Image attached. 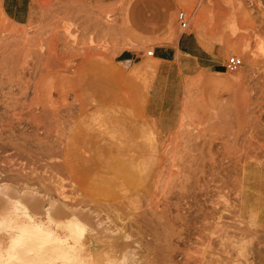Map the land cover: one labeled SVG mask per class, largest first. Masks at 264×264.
<instances>
[{"label": "rangeland", "instance_id": "obj_1", "mask_svg": "<svg viewBox=\"0 0 264 264\" xmlns=\"http://www.w3.org/2000/svg\"><path fill=\"white\" fill-rule=\"evenodd\" d=\"M35 2L17 25L0 0V169L52 166L49 196L91 211L118 261L125 243L137 264H264V0H159L145 26L139 0L123 20L92 0ZM181 35L242 67L146 55Z\"/></svg>", "mask_w": 264, "mask_h": 264}, {"label": "bare ground", "instance_id": "obj_2", "mask_svg": "<svg viewBox=\"0 0 264 264\" xmlns=\"http://www.w3.org/2000/svg\"><path fill=\"white\" fill-rule=\"evenodd\" d=\"M37 145L36 147H39L40 144ZM29 164L37 166V164H40V160L30 158L25 166ZM5 165L7 166V164ZM38 168L42 172L44 171V175H47L46 179L44 176H38L34 170H31L30 173H19L17 176H11L8 171L10 169H7V167H4L3 170L0 169V264H21V262H25V264H65L66 256L73 259L74 264H79V262H82V264H124L127 261L130 264H137L133 259L134 256H132L135 250L125 243L121 244V247L129 249L130 252H126L122 259L118 261L109 250L111 246L108 244L106 237L95 232L96 227L100 224L97 221H89L93 217L91 211L71 209L52 200V196H49L52 192H58L59 196L62 194L61 190L59 191V188H57L60 183H58L56 177H50L51 172L48 176L47 170L52 166L43 163ZM62 188L64 187L62 186ZM41 192H44V194H41ZM46 202L49 203V208H45L44 203ZM69 204L71 203L69 202ZM85 223L89 227L85 226ZM88 228L91 230L90 234L87 235ZM37 229L41 233L38 240L42 241L45 236L50 234V238L45 242L42 250L37 242H31L26 249L18 250L17 254H10L9 248L12 240L20 235L22 230L34 233ZM125 239H129V236H126ZM60 241H63V243H60ZM134 244L136 243L134 242ZM28 252H31V255Z\"/></svg>", "mask_w": 264, "mask_h": 264}, {"label": "crops", "instance_id": "obj_3", "mask_svg": "<svg viewBox=\"0 0 264 264\" xmlns=\"http://www.w3.org/2000/svg\"><path fill=\"white\" fill-rule=\"evenodd\" d=\"M86 1V0H83ZM96 1L99 10L110 9L115 12L117 18L123 20L128 17L121 7L128 9L129 0H92ZM136 5L134 16L138 26H145L148 23L146 17L150 15L152 20L160 22V4L159 0H139ZM35 0H1V9L4 15L17 25H25L31 22L35 16ZM109 9V10H110ZM154 59L162 62H171L181 59H191L196 68L200 70H210L213 73H221L224 63L216 55L214 47H206L195 36L181 35L177 38H171L169 42L157 46L153 49ZM138 58L133 51L125 50L121 52L119 61L133 64Z\"/></svg>", "mask_w": 264, "mask_h": 264}, {"label": "snow or ice", "instance_id": "obj_4", "mask_svg": "<svg viewBox=\"0 0 264 264\" xmlns=\"http://www.w3.org/2000/svg\"><path fill=\"white\" fill-rule=\"evenodd\" d=\"M41 235L39 229L35 230L34 233H29L26 230H22L21 234L16 236L12 240L11 247L9 248L10 254H17L18 250H24L26 249L27 245L31 242H37L39 248L42 250L45 246V242L50 238V234L44 237V240H38V237ZM60 243H63V241H60ZM29 255H31V252H28ZM21 264H25V262H21ZM65 264H74L73 259L65 257ZM79 264H82V262H79Z\"/></svg>", "mask_w": 264, "mask_h": 264}, {"label": "built area", "instance_id": "obj_5", "mask_svg": "<svg viewBox=\"0 0 264 264\" xmlns=\"http://www.w3.org/2000/svg\"><path fill=\"white\" fill-rule=\"evenodd\" d=\"M176 21H177V24H178L179 28L182 31H186L187 29H189L190 19H189V17L187 16V14L185 12L178 11V13L176 15ZM146 55L148 57L153 58L154 57L153 50L148 51L146 53ZM242 65H243L242 60L240 58H238V57H234L233 56V57H229L226 60L224 68L229 73H235L242 67Z\"/></svg>", "mask_w": 264, "mask_h": 264}]
</instances>
